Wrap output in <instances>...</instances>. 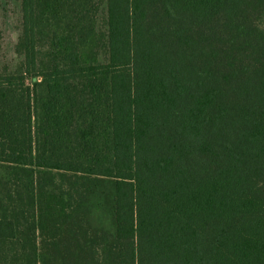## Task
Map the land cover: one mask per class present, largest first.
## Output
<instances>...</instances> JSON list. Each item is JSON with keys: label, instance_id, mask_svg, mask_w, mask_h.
<instances>
[{"label": "trees", "instance_id": "1", "mask_svg": "<svg viewBox=\"0 0 264 264\" xmlns=\"http://www.w3.org/2000/svg\"><path fill=\"white\" fill-rule=\"evenodd\" d=\"M20 3L0 264H40L38 168L114 180L115 264H264V0Z\"/></svg>", "mask_w": 264, "mask_h": 264}, {"label": "rangeland", "instance_id": "2", "mask_svg": "<svg viewBox=\"0 0 264 264\" xmlns=\"http://www.w3.org/2000/svg\"><path fill=\"white\" fill-rule=\"evenodd\" d=\"M20 21V0H0V60L11 69ZM36 175L40 219L49 225L38 232L40 264H115L114 180L44 168ZM7 177L0 162V205Z\"/></svg>", "mask_w": 264, "mask_h": 264}]
</instances>
